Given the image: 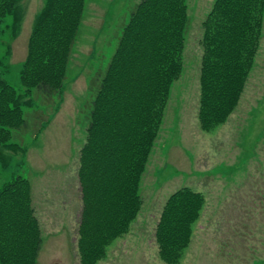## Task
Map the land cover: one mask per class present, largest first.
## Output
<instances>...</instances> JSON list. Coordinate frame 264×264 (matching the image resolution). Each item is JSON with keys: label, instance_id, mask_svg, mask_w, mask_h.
<instances>
[{"label": "trees", "instance_id": "trees-1", "mask_svg": "<svg viewBox=\"0 0 264 264\" xmlns=\"http://www.w3.org/2000/svg\"><path fill=\"white\" fill-rule=\"evenodd\" d=\"M23 0H0V167L27 149L12 141L26 130L34 99L53 104L63 90L85 0H44L36 13L21 63L18 93L4 78L11 43L20 32ZM264 0H213L201 23L203 55L197 119L203 131L223 124L241 98L262 37ZM189 16L187 0H141L130 12L93 92L77 178L81 213L77 246L81 264H95L107 245L126 233L140 211L142 175L158 138L171 88L182 75ZM39 117L42 114L37 115ZM50 118L40 121L37 133ZM204 205L189 188L167 200L155 229L158 256L178 264ZM40 227L31 183L21 176L0 187V264H37Z\"/></svg>", "mask_w": 264, "mask_h": 264}, {"label": "rangeland", "instance_id": "rangeland-1", "mask_svg": "<svg viewBox=\"0 0 264 264\" xmlns=\"http://www.w3.org/2000/svg\"><path fill=\"white\" fill-rule=\"evenodd\" d=\"M140 1L85 0L63 90L54 95L62 100L59 110L55 112L53 104L34 99L32 110L40 111H26L27 129L12 135V141L27 152L25 156L13 155L7 169L0 167V187L14 177H25L31 183L33 200L46 193L48 206L57 205L46 213L56 217L60 232L40 231L41 258L39 251L37 264H81L74 200L77 196L81 199L77 170L93 98L90 82L104 70L120 30ZM43 3H21V28L11 43L4 74L18 93H22L19 76L32 23ZM212 3L187 0L184 69L171 88L158 138L142 175L140 211L128 231L114 238L95 264H165L158 256L155 229L167 200L181 188L201 195L204 205L178 264H264L262 185L254 186L248 179L264 178V17L254 66L238 105L223 124L203 131L197 119L201 23ZM40 114L43 116L38 119ZM46 118H50L49 124L37 133L39 122ZM259 183L264 184L262 180Z\"/></svg>", "mask_w": 264, "mask_h": 264}, {"label": "crops", "instance_id": "crops-1", "mask_svg": "<svg viewBox=\"0 0 264 264\" xmlns=\"http://www.w3.org/2000/svg\"><path fill=\"white\" fill-rule=\"evenodd\" d=\"M253 168L254 167L252 166L251 170ZM248 179H249V181H252V185H254V186H256L258 184L262 185L261 191L263 192L262 198L264 200V184L259 183L260 180H262V182L264 183V178H257V177L250 176ZM257 190L259 191L260 188ZM32 207H33V210L35 213V217L38 220L41 232H42V229L47 230V232H49V233H59L60 232V230H58L59 225H58V221L56 220V217L51 216V215H49V217H48V214L46 213L47 211H52V209H57V205H54L53 207L48 206V194H46V193L40 194L39 193L38 198H36L35 200L32 199ZM65 207L68 208L67 206H65ZM81 207H82L81 199L79 196H77L76 200H74V224L76 222H78L77 224H79ZM39 257L41 258V251H40Z\"/></svg>", "mask_w": 264, "mask_h": 264}]
</instances>
